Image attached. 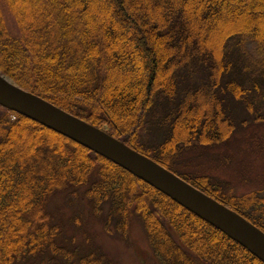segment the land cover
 Segmentation results:
<instances>
[{
    "label": "trees",
    "instance_id": "trees-1",
    "mask_svg": "<svg viewBox=\"0 0 264 264\" xmlns=\"http://www.w3.org/2000/svg\"><path fill=\"white\" fill-rule=\"evenodd\" d=\"M0 73L174 172L185 147L231 135L234 105L264 121V0H0ZM174 173L264 232L252 193ZM55 198L78 210L73 227L84 210L122 235L139 221L159 264H264L119 165L0 105V264H115L73 244Z\"/></svg>",
    "mask_w": 264,
    "mask_h": 264
},
{
    "label": "rangeland",
    "instance_id": "rangeland-1",
    "mask_svg": "<svg viewBox=\"0 0 264 264\" xmlns=\"http://www.w3.org/2000/svg\"><path fill=\"white\" fill-rule=\"evenodd\" d=\"M5 17L13 28L11 19ZM248 48L252 51L254 43L249 41ZM201 77L194 76L193 82ZM233 108L237 114L235 129L227 139L185 147L172 157L171 169L178 174L209 176L222 185L226 194L241 197L252 193L262 203L259 207H264V121L255 119L251 110L246 113L238 105ZM154 135L151 129L144 138L153 140ZM49 210L56 219L62 217L65 234L77 247L97 245L115 264H159L139 221H130L122 235L113 229L105 231L100 220L86 210L81 213L80 224L73 227L70 219L78 210L58 198L49 202Z\"/></svg>",
    "mask_w": 264,
    "mask_h": 264
},
{
    "label": "water",
    "instance_id": "water-1",
    "mask_svg": "<svg viewBox=\"0 0 264 264\" xmlns=\"http://www.w3.org/2000/svg\"><path fill=\"white\" fill-rule=\"evenodd\" d=\"M0 105L119 165L223 232L264 263V232L260 228L122 140L21 88L1 73Z\"/></svg>",
    "mask_w": 264,
    "mask_h": 264
}]
</instances>
